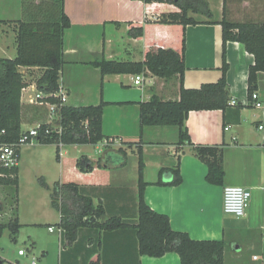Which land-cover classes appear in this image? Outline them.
<instances>
[{"label": "crops", "instance_id": "1", "mask_svg": "<svg viewBox=\"0 0 264 264\" xmlns=\"http://www.w3.org/2000/svg\"><path fill=\"white\" fill-rule=\"evenodd\" d=\"M205 1L210 15L189 10V16L200 23L184 28L181 24L146 22L156 20L164 12L180 11L177 5L169 2L64 0L71 25L63 38L65 63L60 72V88L67 94L69 105L104 102L103 133L113 143L107 149L99 144L71 145L74 147L69 156L72 165L67 164L70 160L61 152L59 181L96 186L90 188L95 203L101 199L113 212L134 220L138 204L139 158L136 149L139 143L144 152V180L152 183L145 189L146 202L152 209L167 214L173 229L186 231L194 239L225 241V264H264V71L257 76L254 92L259 97L255 100L249 93V70L255 64V56L239 41H228L224 46L220 24L224 18V6L226 18L230 21L264 23V0ZM40 2L0 0V20L9 21L0 25L15 26V22L25 15L27 4ZM130 24L144 25V34L130 36ZM184 32L186 71L183 84L186 88H200L203 84L217 82L223 75L224 54L228 63L229 102L236 100L237 104L229 103L225 110H193L185 120L195 145H223L225 176L221 185L206 180L208 167L195 155L187 140L178 144L177 126H141L143 102L149 101L153 95L165 100L180 98L178 75L162 78L144 72L145 80L136 84L137 74H103L94 65L101 59L141 61L149 50L157 47L181 50ZM14 39L16 51L10 58L17 54ZM3 46L0 45L1 52L6 50ZM20 69L30 80L26 93L22 94L27 110L31 108L28 95L36 87L31 73L37 75L40 68ZM257 101L262 103L260 108L255 105ZM47 113L29 126L46 121ZM34 118V115L26 114V120ZM89 146L92 150L88 151ZM121 148L126 154L119 151ZM129 151L137 155L131 172L128 170ZM113 152L119 154L121 162L111 161L109 154ZM82 154L96 160L103 156L101 164L106 168L80 172L75 162ZM179 157L182 182L179 185L153 184L161 178L165 183L173 180L170 169L177 165ZM227 186H242L251 191L244 216L236 217L224 211V189ZM61 247L60 264H91L97 254H101L103 264H181L176 252L161 257L139 255L135 232L130 227L107 233L84 228L75 242ZM254 255L260 259H254Z\"/></svg>", "mask_w": 264, "mask_h": 264}, {"label": "trees", "instance_id": "2", "mask_svg": "<svg viewBox=\"0 0 264 264\" xmlns=\"http://www.w3.org/2000/svg\"><path fill=\"white\" fill-rule=\"evenodd\" d=\"M144 1L147 4L153 1L169 2L180 8V11L161 13L159 18L154 21L147 20V23L181 24L186 28L189 24L200 23L194 17L189 16V10L210 15V9L205 0ZM0 23L8 24L9 21L0 20ZM220 24L223 27L224 46L228 41H239L255 56V64L249 70V93L252 95L256 89L258 73L264 71V23L230 21L226 18V6H224V18ZM15 25L17 54L13 58L0 56V142L7 144L20 141L24 132L23 124L34 123L45 116L48 102L60 104V98L49 96L44 98L43 104H29L31 108L26 110L22 102V91L28 86L30 80L20 68H40V73L37 75L31 73L36 87L45 93L58 92L60 72L65 63L63 38L66 29L71 25V20L65 12L64 0H41L39 4H27L25 15L18 19ZM128 34L132 37H141L144 34V25L130 24ZM185 54L186 33L184 32L181 50L157 47L149 50L141 61L101 59L94 65L99 67L103 74L149 72L162 78L178 75L181 81L180 98L165 100L158 95H153L149 101L143 102L140 112L141 126H177L179 129L178 144L187 140L195 155L208 167L206 180L209 183L221 185L225 176L223 145H195L190 139L185 120L189 112L193 110H225L229 106L226 55L224 54L223 57V75L217 82L203 84L200 88H186L183 84L186 71ZM103 107L104 102L86 106H73L67 103L60 105L56 124L58 127L61 126L62 131L59 132V128L56 129L52 125L42 123L37 139L42 144L55 143L57 145L56 158L58 161H61L60 142L64 145H96L107 141L105 146L107 149L111 147L113 141L103 133ZM26 114L34 115V120H26ZM49 128L50 132L47 133L46 130ZM128 145L131 147L132 144ZM119 151L126 154L122 148ZM136 151L139 158V188L134 220L125 219L113 212L107 206V202L101 199L95 203V196L90 192V188L96 186L61 180L55 182L53 187H49L44 178L39 179L43 186L51 190V205L60 213V221L56 225L61 229L63 248L75 242L81 229L84 228L107 233L130 227L135 232L139 255L161 257L169 252H176L180 256L181 264H225V241L194 239L186 231L173 229L167 214L155 211L148 205L145 199V189L152 183L144 180V152L139 143ZM20 152L19 148V156ZM109 155L112 156V162H121L116 152ZM103 159V156H99L96 160L82 154L76 159L75 166L80 172L89 173L95 168H104L105 166L101 164ZM170 170L174 175L171 182L165 183L161 178L153 184L179 185L182 182L180 157L177 165ZM19 173V165L0 166V187L2 189L13 187L10 203L13 212L8 211L11 213L9 217L7 215L6 220H0V236L6 228H9L13 241L17 240L22 225L17 213ZM7 196L6 192L3 203L6 212L9 204ZM91 264H103L101 254H97L96 258L93 256Z\"/></svg>", "mask_w": 264, "mask_h": 264}, {"label": "rangeland", "instance_id": "3", "mask_svg": "<svg viewBox=\"0 0 264 264\" xmlns=\"http://www.w3.org/2000/svg\"><path fill=\"white\" fill-rule=\"evenodd\" d=\"M15 28L16 25L12 24L6 27L0 25V45H4L3 47L6 48L5 52H1L0 49L1 57H10L16 51L14 46ZM31 124L33 123L23 124V129L27 130L32 127L29 126ZM91 146L88 147V151L92 150ZM20 151V185L17 213L22 225L16 241L12 240L9 228H6L0 236V264H32L33 259L36 260V264H60L61 233L56 225L60 220L59 212L50 203L51 190L43 186L39 180L44 178L49 187H53L54 183L59 181L61 166L56 158L57 145L55 143L42 144L37 138H34L31 142L23 144ZM73 151L74 147L71 145H65L61 150L69 158L68 160H70ZM136 154L134 156L129 151V172L134 167ZM69 164L71 165V162ZM149 172L150 176L151 171ZM12 189L13 187L6 189L0 187L1 221L6 220L11 214L10 212H13L10 205ZM6 192L7 197H9L7 199V203H9L7 212L10 211L8 214H6V208L3 204ZM50 226L54 228L53 232L49 230ZM20 249H24L26 254L21 256L19 254Z\"/></svg>", "mask_w": 264, "mask_h": 264}, {"label": "built area", "instance_id": "4", "mask_svg": "<svg viewBox=\"0 0 264 264\" xmlns=\"http://www.w3.org/2000/svg\"><path fill=\"white\" fill-rule=\"evenodd\" d=\"M21 70V69H20ZM22 71V70H21ZM25 73V71H22ZM145 80L144 74L140 73L137 74L135 78L136 84H142ZM28 87L26 86L23 88L22 94L26 93ZM32 92L28 95V101L30 104H43V100L46 97L49 96H55L60 98V104L58 103H47V120L44 122L36 123L34 126L28 128L27 130H24L20 137V141L16 142L14 144H7L0 142V166L3 167H13L19 165L20 162V156L18 153V149L26 142H31L34 138H37L40 133V128L42 123L47 124L48 126H54L58 129L59 132L62 131L61 126L58 127V124H56V120L59 118L57 115L58 108L60 105L67 103V94L63 91L62 88L56 93H45L42 90H39L37 87H34ZM258 93L254 92L252 94V98L255 100H258ZM231 104H237L236 100H232L230 102ZM256 107L260 108L262 106V103L260 101H257L255 103ZM47 133L50 132V128L46 130ZM101 148H105L107 145V141L99 143ZM60 148L65 146L62 142L59 143ZM251 199V191L245 187L242 186H227L224 189V211L228 214L234 215L236 217H242L246 214V210L249 206V202ZM51 231L54 230L53 227L49 228ZM61 232V229H59ZM20 255H25L26 251L24 249L19 250ZM254 259H260V256L254 255ZM32 264H36V260H32Z\"/></svg>", "mask_w": 264, "mask_h": 264}]
</instances>
